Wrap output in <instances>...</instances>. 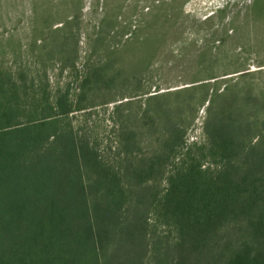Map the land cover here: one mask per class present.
I'll use <instances>...</instances> for the list:
<instances>
[{"label":"trees","instance_id":"1","mask_svg":"<svg viewBox=\"0 0 264 264\" xmlns=\"http://www.w3.org/2000/svg\"><path fill=\"white\" fill-rule=\"evenodd\" d=\"M2 1L0 53H6L23 17L14 21ZM40 3L29 43L42 34L48 47L73 26L66 20L52 29L51 18L67 11L44 14ZM250 11L253 20L264 19V0H254ZM262 72L244 71L212 93L205 128L213 161L205 166L204 155L183 157L159 190L151 181L183 139L182 126L168 120L172 109H150L157 126L148 155L139 149L146 127L130 124L134 110L118 114L115 161L70 123L61 127L60 116L81 107L84 97L93 101L124 84L122 68L116 74L104 65L92 69L74 106L68 92L53 100L46 95V79L29 66L15 77L0 65V264H264V86L257 92L246 80Z\"/></svg>","mask_w":264,"mask_h":264},{"label":"rangeland","instance_id":"2","mask_svg":"<svg viewBox=\"0 0 264 264\" xmlns=\"http://www.w3.org/2000/svg\"><path fill=\"white\" fill-rule=\"evenodd\" d=\"M43 1L39 5L44 14L52 8L67 11L57 20L51 18L52 29L62 27L66 20L72 22L73 29L58 37L53 34L55 45L43 47L42 43H52L44 41L42 34L32 45L29 39L36 0H3L2 7L10 11L14 21L21 16L23 19L21 27L11 32V46L4 44L1 66L8 67L15 77L19 68L29 66L46 79V95L53 100L56 94L68 92L74 106L81 81L95 67L104 65L111 74L122 68L127 75L116 89L94 94L102 97L93 101L84 97L81 107L60 116L61 127L70 123L103 158L115 161L120 142L118 114L129 115L133 109L137 120L130 124L139 120L146 127L139 149L140 154L148 155L154 137L150 130L157 126L150 119L151 110L159 104L172 109L168 120L171 125L182 126L183 139L163 173L151 184L165 189L170 171L189 154L204 155L205 166L213 161L205 128L210 96L244 71H264V66L256 64L264 61V50L260 54L253 51L264 48V19L253 20L250 11L254 0ZM69 6L76 12H68ZM2 37L5 41L7 34L2 33ZM128 50H137V54L131 56L134 54ZM132 59L135 63L130 66ZM241 64L247 70L239 71ZM246 80L254 82L259 92L264 86V72L249 74ZM202 85H207L206 90ZM152 95L155 97L150 100ZM117 105H121L119 110Z\"/></svg>","mask_w":264,"mask_h":264}]
</instances>
